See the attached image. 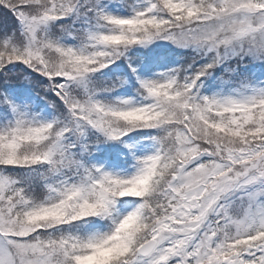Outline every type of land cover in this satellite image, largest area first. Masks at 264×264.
I'll return each mask as SVG.
<instances>
[{
    "label": "snow or ice",
    "instance_id": "1",
    "mask_svg": "<svg viewBox=\"0 0 264 264\" xmlns=\"http://www.w3.org/2000/svg\"><path fill=\"white\" fill-rule=\"evenodd\" d=\"M0 264H264V0H0Z\"/></svg>",
    "mask_w": 264,
    "mask_h": 264
}]
</instances>
